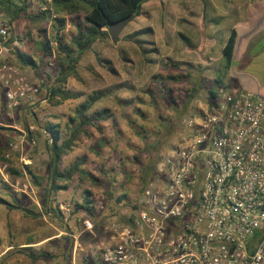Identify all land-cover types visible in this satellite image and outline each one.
I'll use <instances>...</instances> for the list:
<instances>
[{"label": "rangeland", "instance_id": "obj_1", "mask_svg": "<svg viewBox=\"0 0 264 264\" xmlns=\"http://www.w3.org/2000/svg\"><path fill=\"white\" fill-rule=\"evenodd\" d=\"M225 1L218 0L219 3ZM146 2L143 12L128 21L117 41L113 42L107 32L78 56L77 76L68 77L66 88L79 93V97L57 106L51 105L48 97L45 102L40 101L47 96L58 71L52 18L37 23L21 17L12 28L13 41L0 42V46L10 51L18 47L28 52L38 64L36 72L39 75L27 78L44 80L39 83L40 93L32 103L22 102L9 116L0 112L3 154L12 141L15 149L8 160V168L20 171V175H16L7 168V181L0 176L5 182L0 186V195L5 199L15 200L35 212L43 209V187L48 183V135L41 128L45 122L60 121L63 125L74 108L92 92L100 94L93 109L108 108L110 111V119L102 122L104 141L100 145V134L88 127L87 135H81L76 147L62 158V165H67L76 157L84 156L83 167L90 175L83 180L74 177L67 190L59 192L54 200L52 197L51 205L59 206L71 232L62 229L51 213L33 218L0 205V264H80L84 259H93V254L106 240L101 230L103 224L108 222L106 220L123 217L140 195L141 166L158 160V167L162 155L177 137L180 120L194 112L192 106L207 99L210 88L218 89L211 78L221 79L228 71L223 67L221 47L235 20L217 18L210 0H164L161 5L158 0ZM188 4L198 11L195 16L202 17L196 25H186L181 20L183 15L188 16L179 8ZM170 18L175 20L168 21ZM4 20L7 19L4 17ZM79 22H82V15L66 22L64 44L69 42ZM167 27H170L169 35L164 33ZM142 28H151L155 33L143 32L129 38V34ZM36 34L51 48L50 56L44 55ZM258 48L259 45L254 53ZM8 61L16 66L14 61ZM23 67L24 73L32 69ZM246 68L253 77L264 82V57H249ZM171 75L176 79L168 78ZM223 83L227 89H234L232 83ZM190 94L193 102L183 111ZM1 95L0 91V102ZM25 125L34 143L29 137L20 138L28 133ZM26 165L39 183L27 172ZM23 179L29 182L30 189L22 191L11 186ZM85 189L92 193L96 222L82 210L71 214ZM110 192L113 198L119 194H125V198L116 202L107 194ZM85 218L95 225L92 233L83 229ZM48 235L50 237L45 238ZM29 240L30 245L22 246ZM8 246L11 249L3 253ZM39 252H45L46 257L32 260L29 254Z\"/></svg>", "mask_w": 264, "mask_h": 264}, {"label": "built area", "instance_id": "obj_2", "mask_svg": "<svg viewBox=\"0 0 264 264\" xmlns=\"http://www.w3.org/2000/svg\"><path fill=\"white\" fill-rule=\"evenodd\" d=\"M26 3L39 10L37 0ZM9 34L0 12V42ZM40 79L0 61V112L9 116L32 103ZM193 107L161 157V177L146 184L121 220L103 224L106 240L93 254L98 264H264V95L220 86ZM7 148L0 161L5 181L15 144ZM11 186L30 189L26 179ZM82 224L93 232L90 219Z\"/></svg>", "mask_w": 264, "mask_h": 264}, {"label": "trees", "instance_id": "obj_3", "mask_svg": "<svg viewBox=\"0 0 264 264\" xmlns=\"http://www.w3.org/2000/svg\"><path fill=\"white\" fill-rule=\"evenodd\" d=\"M148 0H38L39 10L37 12H31L28 9L26 0H0V12L7 19L6 22L9 25V37L7 41L12 42V28L16 26V22L19 18L25 17L31 22L41 23L47 20L48 17L52 18V28L54 29V42L56 43L58 56L57 64L58 71L54 84L49 88V103L51 105H59L65 100L74 99L79 97V93H74L66 88L67 79L69 76L76 77V65L78 64V56L84 51L89 50L92 44L99 37L107 35L105 28L107 22L119 19L125 15L134 13L135 18L141 14L142 4ZM44 6L45 9L40 8ZM53 15H55L53 17ZM82 15V22L77 23L76 31L69 38V42L64 44L63 31L66 26V22L72 21L74 16ZM131 19V20H132ZM128 23V22H127ZM105 28V29H104ZM152 32L151 28H142L133 31L129 34V38L137 36L139 33ZM236 30L230 29L229 35L221 49L223 67L228 69L231 65L233 51L236 42ZM15 37L18 38L16 35ZM41 48L45 51L44 55L50 56L51 48L44 41L40 42ZM15 58L16 67L29 66L34 71L38 67L35 59L26 51L21 50L18 47H14L11 51ZM75 53V56H72ZM18 63V64H17ZM168 78L176 79L175 76H168ZM216 83L220 85L222 82L219 78H216ZM193 90L194 89L193 87ZM215 89L210 88L208 90V97H214L216 94ZM99 93H90L82 102H80L73 110V113L67 117L64 124L60 121L51 122L47 121L41 127L43 131L48 135L46 142V149L48 152V183L43 187V209L41 212H35L29 208L22 206L15 200L9 201L0 195V205L5 206L8 210H20L24 215L29 217H37L42 214H52L58 219V225L67 232H71L67 224L63 220V214L58 208V205H51L52 197L55 199L56 195L64 190H67L74 177L79 180L90 177L89 172L83 167L85 163V157H76L67 165H62V158L71 152L77 145V142L81 135H87L88 127L94 128L100 136L98 137V145L104 141L103 125L102 122L110 119V111L108 108L93 109V104L99 98ZM193 95L190 94L189 98L183 105V111L187 110L192 104ZM193 107V106H192ZM54 118H58V115H53ZM183 119V118H182ZM179 126L181 125V121ZM28 131V137H31V131L28 130V126L25 125ZM0 129H2L0 127ZM4 147L0 145V161H4L3 158ZM158 160L144 163L140 168V185L143 189L151 179L161 177V174L157 171ZM25 169L31 175L36 183L38 177L29 169L26 165ZM8 171L12 174L20 175V171L15 168H8ZM1 184H5L0 180ZM109 197L116 202H120L125 198V194H119L115 198L112 197V192L107 193ZM133 207V204H132ZM84 211L87 215L92 216L96 222L94 213V205L92 199V193L90 190L85 189L81 197L80 202H76L71 214ZM121 220V218H112L110 220ZM95 226V225H94ZM50 237V235L45 238ZM27 243H32L30 240ZM32 260L46 257L45 252H39L37 254H29ZM80 264H98L96 259H84V263Z\"/></svg>", "mask_w": 264, "mask_h": 264}, {"label": "crops", "instance_id": "obj_4", "mask_svg": "<svg viewBox=\"0 0 264 264\" xmlns=\"http://www.w3.org/2000/svg\"><path fill=\"white\" fill-rule=\"evenodd\" d=\"M158 1L160 5L161 3H164V0ZM146 3L147 2H145V4ZM145 4L143 3L142 6ZM210 5L211 8L215 10L214 14L217 18H231L235 20L231 23V28H234L237 33L231 65L229 66L228 71L223 74V77L221 79L219 78L222 82L220 85L225 87L223 83V81H225L232 83L236 89L249 90L264 95V82H261L253 77L246 68L249 57L256 55L259 57H264V0H226L225 2L221 3H219L218 0H210ZM199 7L200 6H198V8ZM194 8L195 6H191V4H188L187 6L184 5L183 9L179 8V10H183V13L187 14L188 16H182L181 20L184 22V24L196 25V21L202 20V17L199 18L195 16L198 11H195ZM202 8L203 7L201 6V9ZM142 12L143 11L141 8V13ZM174 20L175 19L172 20L170 18L168 21ZM168 31H170V27L169 29L167 27L164 33L169 35L170 33ZM171 32H174V30L171 29ZM154 33L155 31H153V34ZM36 36V39L41 41V37L37 34ZM258 45V51L254 53ZM14 59L15 58L13 57L9 48L6 47L5 49L4 47L0 46V61L9 62L8 60H12L15 63ZM17 68L28 78L33 75H39L33 69L24 73L23 66H19ZM213 77L211 79L216 82L215 79L217 77ZM34 80L40 81L41 79L35 77ZM239 84L241 87H238ZM27 245H30V243L22 244V246ZM9 249H11V246H8L3 253Z\"/></svg>", "mask_w": 264, "mask_h": 264}, {"label": "water", "instance_id": "obj_5", "mask_svg": "<svg viewBox=\"0 0 264 264\" xmlns=\"http://www.w3.org/2000/svg\"><path fill=\"white\" fill-rule=\"evenodd\" d=\"M133 16L134 13H131L119 19L107 22L105 28L113 42L118 40L119 34L121 33L123 27L127 24L128 21L132 19Z\"/></svg>", "mask_w": 264, "mask_h": 264}]
</instances>
